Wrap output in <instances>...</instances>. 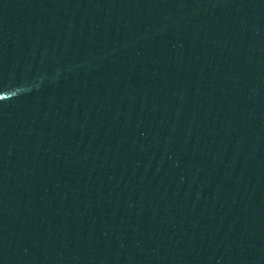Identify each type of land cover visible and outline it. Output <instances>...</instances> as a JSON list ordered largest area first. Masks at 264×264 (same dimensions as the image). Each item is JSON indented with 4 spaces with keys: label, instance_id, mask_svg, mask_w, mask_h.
<instances>
[{
    "label": "water",
    "instance_id": "1",
    "mask_svg": "<svg viewBox=\"0 0 264 264\" xmlns=\"http://www.w3.org/2000/svg\"><path fill=\"white\" fill-rule=\"evenodd\" d=\"M0 264H264V0H0Z\"/></svg>",
    "mask_w": 264,
    "mask_h": 264
}]
</instances>
